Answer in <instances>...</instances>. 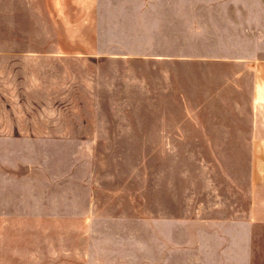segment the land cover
I'll use <instances>...</instances> for the list:
<instances>
[{"label": "rangeland", "instance_id": "obj_1", "mask_svg": "<svg viewBox=\"0 0 264 264\" xmlns=\"http://www.w3.org/2000/svg\"><path fill=\"white\" fill-rule=\"evenodd\" d=\"M210 1L0 0V264H264V50Z\"/></svg>", "mask_w": 264, "mask_h": 264}, {"label": "crops", "instance_id": "obj_2", "mask_svg": "<svg viewBox=\"0 0 264 264\" xmlns=\"http://www.w3.org/2000/svg\"><path fill=\"white\" fill-rule=\"evenodd\" d=\"M244 1L211 0L207 2L205 16L208 19L209 26L222 27V34L224 33L228 40L221 34L220 42H225V46L229 48L237 46L238 40H242L246 43L247 50H264V32L263 29L257 27L258 19V24L263 26L261 19L264 14L260 16L255 11L254 0H248L251 1V11L249 12L245 8L246 3L244 4ZM222 6L226 9L220 11L219 9ZM260 63L262 66L264 60L260 59ZM252 107L253 120L250 123V144L256 147H264V92L263 94L259 92L253 98ZM258 153L256 150V161L249 181L247 214L250 223L264 224V165L259 166Z\"/></svg>", "mask_w": 264, "mask_h": 264}]
</instances>
